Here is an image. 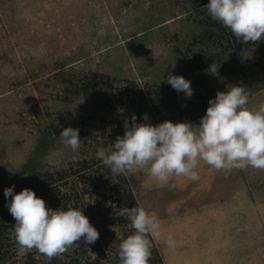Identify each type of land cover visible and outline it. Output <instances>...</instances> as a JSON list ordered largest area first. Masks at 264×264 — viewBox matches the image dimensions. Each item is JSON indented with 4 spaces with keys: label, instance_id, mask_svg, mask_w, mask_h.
I'll use <instances>...</instances> for the list:
<instances>
[{
    "label": "rangeland",
    "instance_id": "obj_1",
    "mask_svg": "<svg viewBox=\"0 0 264 264\" xmlns=\"http://www.w3.org/2000/svg\"><path fill=\"white\" fill-rule=\"evenodd\" d=\"M209 2L0 0V203L9 200L4 189L29 170L55 179L63 171L54 185L84 195V203L92 202L82 192L87 180L109 178L114 186L124 177L137 206L160 219V237L152 241L160 264H264V171H217L201 162L198 181L174 176L161 187L147 170L109 174L96 156L123 136L133 114L153 126L199 124L205 114L186 108L178 119L173 109L185 100L202 107L233 85L249 93L250 107L264 102V40L242 44L211 25L218 21ZM212 64L216 74L207 71ZM169 74L190 81L193 95L166 83ZM156 106L166 113H154ZM67 127L79 130L77 151L61 143ZM108 216L101 213L100 228L114 234L101 239L99 264H120L119 244L133 230ZM13 229H0V264H98L86 246L49 261L21 249ZM169 234L175 249L164 243Z\"/></svg>",
    "mask_w": 264,
    "mask_h": 264
},
{
    "label": "clouds",
    "instance_id": "obj_2",
    "mask_svg": "<svg viewBox=\"0 0 264 264\" xmlns=\"http://www.w3.org/2000/svg\"><path fill=\"white\" fill-rule=\"evenodd\" d=\"M205 7L211 19L230 29L242 44L264 40V0H210ZM207 71L218 70L212 64ZM165 82L189 98L193 95L183 76L169 74ZM208 104L199 124L165 120L153 126L137 123L133 114L131 123L124 121L123 136L99 148L96 156L113 175L147 170L161 187L169 186L174 176L198 181L201 162L217 171L248 167L264 171V102L250 107L249 93L233 85L217 92ZM143 119L149 118L145 114ZM60 140L72 151L83 142L79 130L72 127L61 130ZM13 188H5L4 196L11 197L7 206L15 221L13 238L21 249H35L51 261L81 243L88 246L98 240L99 232L81 209L53 210L33 190L14 193ZM167 211L171 214V207ZM120 215L133 230L119 244L120 264H149L152 241L161 234L159 217L140 206L122 209ZM164 243L169 249L177 247L171 234Z\"/></svg>",
    "mask_w": 264,
    "mask_h": 264
},
{
    "label": "trees",
    "instance_id": "obj_3",
    "mask_svg": "<svg viewBox=\"0 0 264 264\" xmlns=\"http://www.w3.org/2000/svg\"><path fill=\"white\" fill-rule=\"evenodd\" d=\"M211 25H216L215 27L217 29L223 28L222 24L220 22H212ZM229 31V37L234 38V35L230 31V29H227ZM209 35V34H208ZM211 37V35H209ZM209 40V39H208ZM201 43L200 41L198 42ZM160 94V93H159ZM186 102V103H184ZM181 104L184 103V105H179V108L173 109L175 110V114H177V118H182V115L186 113V108H190L191 112H197L200 115L206 114V109L209 106L208 102L204 103L202 107L197 106L196 103H194L191 100H185ZM172 110V109H171ZM166 113V109L159 111V109L156 106V111L154 113L161 116L163 113ZM177 112V113H176ZM173 114V113H172ZM177 122H182L181 120ZM109 174H112L110 168L108 170ZM63 171L56 173V179L54 175L52 176L49 173L44 174H38L35 173L33 170H29L28 173L21 177H16L15 180L11 182V185L8 187L13 188L14 193H19L24 188H29L33 190L37 197L42 198L46 202V206H51L53 210H67L68 208H78L81 209L83 214L89 218L90 223L97 229L99 232V238L94 244H90L88 246L81 243L77 249L84 248L86 246L85 255H87L90 252L97 253L95 256V259H93V262H97L99 264L100 258L105 257L103 255L100 244L101 239L103 238H111L114 234V230L109 228H100L102 223L106 221L105 219L99 218L101 213L102 214H109L107 218H110L112 223L113 221L116 222L117 225L121 227H128L129 221L126 219V217H122L120 215L121 210L125 208L135 207L137 206V203L134 199V196L130 189L127 187V183L124 177H120V184H114V186H110L109 178H103L100 183H97L93 179H89L85 182L86 187H82V192L84 194L92 195V202H86L84 201L87 199L83 198V196H80L76 191L69 190L70 192L67 194L63 191H61L60 187L58 185H54V183L57 180H64L62 179L64 175ZM119 178V177H118ZM64 181H61V186L64 185ZM99 188L98 192L96 189ZM103 188V189H102ZM85 190V191H84ZM66 195H65V194ZM4 199V198H3ZM82 199V200H81ZM11 197H9V200H4L0 203V229L1 228H14V218L9 212L8 209V203L10 202ZM74 201V202H71ZM113 204L115 207V215H112L111 211H108V207L106 203ZM106 206V207H105ZM111 206V205H110ZM109 226L110 224L107 223ZM129 228V227H128ZM152 257L149 261V264H160L159 257H156L155 250L152 248ZM98 256V257H97ZM88 258V257H87Z\"/></svg>",
    "mask_w": 264,
    "mask_h": 264
}]
</instances>
